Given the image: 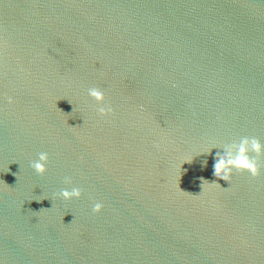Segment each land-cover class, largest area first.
I'll return each instance as SVG.
<instances>
[{
    "label": "water",
    "instance_id": "1",
    "mask_svg": "<svg viewBox=\"0 0 264 264\" xmlns=\"http://www.w3.org/2000/svg\"><path fill=\"white\" fill-rule=\"evenodd\" d=\"M244 135L264 0H0V264H264V156L213 175Z\"/></svg>",
    "mask_w": 264,
    "mask_h": 264
},
{
    "label": "clouds",
    "instance_id": "2",
    "mask_svg": "<svg viewBox=\"0 0 264 264\" xmlns=\"http://www.w3.org/2000/svg\"><path fill=\"white\" fill-rule=\"evenodd\" d=\"M87 94L99 105L97 111L101 116L112 112L111 105L105 102V92L103 90L98 87H90L87 90ZM7 101L11 104L13 98L11 96L7 97ZM212 148L222 149V151H217L215 153L213 164V175L215 177L228 182L231 179L233 170L240 173L246 172L252 177L260 174V157L264 156V142L258 137L244 135L236 140L219 146L213 145ZM47 162L48 153L40 152L38 158L30 162V166L37 174H43L46 171ZM204 163L206 164V161H204ZM201 180L203 181L205 179L201 177ZM66 182H69L68 178H66ZM215 183L219 184L216 181ZM59 195L64 200H70L74 197L79 198L81 196V189L76 186L71 187L70 190L68 188H63L60 190ZM101 207L102 204L96 202L92 206V211H99Z\"/></svg>",
    "mask_w": 264,
    "mask_h": 264
}]
</instances>
